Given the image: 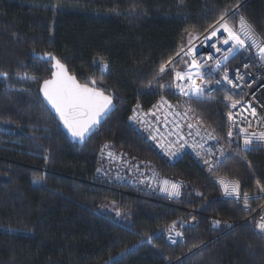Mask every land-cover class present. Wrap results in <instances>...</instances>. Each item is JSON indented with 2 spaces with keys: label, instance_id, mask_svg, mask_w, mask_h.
<instances>
[{
  "label": "trees",
  "instance_id": "obj_1",
  "mask_svg": "<svg viewBox=\"0 0 264 264\" xmlns=\"http://www.w3.org/2000/svg\"><path fill=\"white\" fill-rule=\"evenodd\" d=\"M236 3L0 0V73H8L0 75V264H264V234L254 220L228 231L210 226L213 215L246 217L221 199L216 175L239 179L249 194L259 193L257 180L264 184V150L242 151L227 140L229 94L186 100L224 146L211 172L189 154L170 159L130 122L136 105L148 109L161 96L182 100L169 87L171 75L159 78L161 65L176 57L189 32L204 33ZM240 4L264 31V0ZM45 53L115 98V109L83 144L70 140L42 99L41 84L53 71L52 62L37 57ZM101 57L108 63L103 71L94 62ZM242 60L237 54L229 65ZM105 144L118 156L115 164L102 156ZM138 165L184 182L182 205L198 211L199 224L184 229L183 242L172 246L161 235L182 210L158 201L144 184L107 178ZM111 204L115 212L107 210Z\"/></svg>",
  "mask_w": 264,
  "mask_h": 264
},
{
  "label": "snow or ice",
  "instance_id": "obj_2",
  "mask_svg": "<svg viewBox=\"0 0 264 264\" xmlns=\"http://www.w3.org/2000/svg\"><path fill=\"white\" fill-rule=\"evenodd\" d=\"M234 17L236 18L235 22L230 23ZM210 29L211 30H205L208 33L204 36L205 41L217 39L218 42L222 41L224 45H229V47L224 51V55L219 59H215L212 66L201 63L197 59L195 55L196 49L194 46L189 47L187 51H185L184 46L181 45L179 51L176 53V57L183 62V70L177 68V63L174 62L176 58H170L165 64H162L159 69V78L164 79L165 75H171L172 81L169 87L178 90L183 95H195L197 98H200L205 94V87L197 84L193 78L195 76L203 78V76L208 74L204 71L205 68H208V72H211L213 67L216 70L224 68L225 70L223 71L222 78L217 80L216 83L221 84L222 82H226L228 85L233 87H240V84L236 83V81H240L242 83L247 73H242L239 69H236L234 79L230 78L226 62L229 61L230 58L234 59L235 55L239 54L241 51L251 54L252 50L255 49V56L261 62V66H264V36L257 33L255 27L249 22L248 18L241 13L240 0H237V3L232 7H225V9L220 13L216 24L210 26ZM195 38L198 37H194L191 32L188 33L189 45L192 44V40ZM212 46L216 48L217 52L222 51V49L216 47V45ZM44 56L55 61L53 65L55 71L52 72L51 79L43 80L41 89L43 96L58 113L60 120L68 128L71 134L83 141L90 137L93 131L98 129L102 119H104L110 111L112 107L113 95H106L102 88L96 86L97 81L95 79L90 78L88 83L80 84L75 76L69 75L67 66L52 53H45ZM184 56H188L190 59L184 60ZM208 59L212 60L213 57L209 56ZM94 62L102 71L108 67L107 61H105L102 57ZM249 67V64L243 65L244 69H248ZM0 75L5 78L8 77V73L6 72L0 73ZM31 79L36 80L37 77L33 76ZM183 81H191V83H181ZM150 86L151 85H149V87ZM161 87H163V85H161ZM224 99L229 102V111L227 112V116L229 121H231L227 136L232 137L233 129L238 128L239 133L243 134V145L246 149L249 148L254 141L259 144H264V129L250 131L253 127L252 122L247 121L245 125L246 118L243 116H241V123L237 124L235 118L236 114L233 113L231 109L235 108L239 101H233L231 97L227 96ZM161 102H165L163 96H161ZM250 111L253 116L256 115L255 108H250ZM130 119H137L135 110L134 115L130 117ZM3 122L11 123L10 120H5ZM257 124L264 125V118H260L257 121ZM193 126L194 125L189 124L190 128ZM197 135H199V131H197ZM152 139H156V137L153 136ZM209 139H215V137L209 135ZM160 146L162 148L164 147L163 144ZM104 147L107 148L108 145L105 144ZM193 147L203 148V145L194 144ZM210 151L211 150L209 149V152ZM219 151L221 156L225 155L223 147H221ZM197 154L199 155L200 153L198 152ZM108 155L112 156L113 153L109 152ZM169 155H175V153L169 152ZM204 163L209 166L210 172L213 171L216 166L207 159L204 160ZM217 181L226 197L236 199L237 201L242 199L243 206L246 211L250 208V199L260 198V195L250 197L247 191L242 192L241 182L239 179H229L226 176H218ZM163 184L164 188L162 190L169 192L170 195L179 196L181 194L180 183L164 180ZM256 185L259 194L264 195V184L257 180ZM198 195L202 194L198 193ZM119 214L120 213L117 212V215ZM220 223L221 222L219 220L212 221L214 227ZM176 225L177 221H173L172 225L167 228L169 233L168 238L169 240H172L173 243H176V240L173 239L171 233L174 232L176 237H183L184 235L183 232L176 231ZM255 227L260 230L261 234H264V214H261L259 219L255 222ZM146 237L149 242L153 239L152 234H146Z\"/></svg>",
  "mask_w": 264,
  "mask_h": 264
},
{
  "label": "built area",
  "instance_id": "obj_3",
  "mask_svg": "<svg viewBox=\"0 0 264 264\" xmlns=\"http://www.w3.org/2000/svg\"><path fill=\"white\" fill-rule=\"evenodd\" d=\"M241 6L242 4H240V11ZM235 20L236 18L234 17V22ZM255 30L257 33L264 36V31H258L256 28ZM207 34V32L201 34H193L194 37L198 38L193 39L192 44L189 45L188 43L184 49L185 51H187L189 47L194 46L196 49L195 55L197 59L201 63L212 66L215 59H219L224 55V51L229 47V45H224L222 41L218 42L217 39L205 41L204 36ZM212 45H216V47L221 48L222 51L217 52L216 48ZM239 54L243 56V60L238 65H236V67L229 65V61L232 60L231 58L226 63L230 78L234 79L236 69H239L242 73H247L242 83L240 81H236V83L240 84V87H233L231 85H228L226 82H222L221 84L216 83L217 80H220L222 78L223 71L225 70L224 68L216 70L213 67L211 72H208V68H205L204 71L208 74L203 76V78L199 76L197 77L200 79V81L206 82L205 95L223 90L229 94L233 101H239L236 107L231 109V111L236 114L235 118L237 124L241 123V116H243L246 118L245 125L247 121L252 122L253 127L252 129H250V131L261 130L264 129V125L257 124V121L260 118H264V66H261V62L255 56V49L252 50L251 54L243 51H241ZM209 56L213 57V59L209 60ZM178 59L179 58L176 57L175 60ZM183 59L189 60L190 57L184 56ZM244 64H249L250 67L248 69H244ZM181 83H191V81H183ZM175 91L177 92V94H179L182 100L173 101L171 99H168L167 97H164L165 102H161L160 97V99L148 109H145L141 104L136 105L134 110L137 119H130V122L136 124L139 128L144 130L145 133L148 134V140L153 141L156 148L163 154L167 155L170 159L174 160L180 157L182 154H189L201 161H204L205 159L211 160L215 158L214 161L218 162L219 160H221V158L224 157L221 156L219 151V149L221 147L224 148V146L218 141V139L211 131L207 130L201 124L198 118H195L194 115L190 113V107L186 105L188 104L186 102V99L188 98L187 95L181 94L178 90ZM226 104L228 112L229 102L227 101ZM250 108L256 109L255 116L251 114ZM134 110L132 116L134 115ZM147 118L149 120H147ZM230 123L231 121H229L227 116L226 137L230 145L236 144L242 151H252L254 149L264 150V144H259L255 141L249 148L246 149L243 145V134L239 133L238 128L233 129L232 137H228L227 132L229 131ZM189 124H192L194 126L190 128ZM197 131H199V135H197ZM209 135L215 137V139H209ZM153 136H155L156 139H152ZM161 144L164 145L163 148L160 146ZM194 144H202L203 148H194ZM209 149L211 150L210 152ZM104 152L105 153L102 156L108 159L109 164H115L116 161H119L118 156L112 150H106ZM109 152L113 153V155L109 156L107 154ZM169 152H173L175 153V155H169ZM198 152L200 153L199 155L197 154ZM137 171L139 177L132 176L130 177L131 179H128L126 181L133 182L134 184H144L145 187L149 189H153V187L156 186L157 191L155 192L157 194L158 201H161L183 211L182 215L176 220V231H181L184 234V229L188 227H196L199 224V218L197 216L198 211L196 209L182 205L184 188L183 181L175 180L165 176H158L155 171L147 170L145 168H142L141 166L138 167ZM218 176L224 175H216L213 178V182L219 189L221 199L232 201L235 204L241 206L242 210L246 213V217L241 219H231L221 215H213L211 216L210 220L211 228L214 230L228 231L235 226L241 225L248 219H252L256 222L259 219L260 215L264 214V195H261L259 193L249 194L250 197H256L257 195H260V198L250 199V208L248 211H246L243 206L242 199L240 201H237L236 199L226 197L223 194L222 188L217 181ZM164 180L180 183L181 194L179 196H172L169 192L163 191L162 189L164 188ZM241 189L243 192L242 185ZM213 220H219L221 223L214 227L212 224ZM171 225L172 223H170L165 229H163L161 235L169 245L175 246L183 242L185 240V237L184 235L183 237H176L175 233L173 232L171 233V235L173 239L176 240V243H173L172 240H169V233L167 231V228ZM257 230L260 231L259 229Z\"/></svg>",
  "mask_w": 264,
  "mask_h": 264
},
{
  "label": "rangeland",
  "instance_id": "obj_4",
  "mask_svg": "<svg viewBox=\"0 0 264 264\" xmlns=\"http://www.w3.org/2000/svg\"><path fill=\"white\" fill-rule=\"evenodd\" d=\"M230 23H232V21L230 22ZM216 24V23H215ZM214 24V25H215ZM206 32V31H205ZM188 44V38H187V40H186V44L184 45V48H185V46ZM176 58V57H175ZM178 61H180L181 62V64L180 65H182L183 66V62L180 60V59H178V60H175V62L178 64ZM182 66L181 67H179L178 65H177V68L178 69H181V70H183V68H182ZM193 78H195V81H196V83L197 84H199V85H202V86H206V82L205 81H200V79L197 77V76H195V77H193ZM165 97V96H164ZM187 99H192V98H197L195 95H191V96H188L187 95ZM202 97H205V94L202 96ZM202 97H200V98H202ZM186 99V100H187ZM186 105H188L189 106V104H186ZM190 107V106H189ZM190 113L191 114H193L194 115V117L195 118H197L196 116H195V114L192 112V110H191V108H190ZM147 120H149L148 118H147ZM106 150H111V149H109V148H105V151ZM108 154V153H107ZM215 160V158L214 159H211V160H209V161H211L213 164H215L216 163V161H214ZM204 162V161H203ZM141 165H139L138 167H140ZM138 167H136V168H130V170H128V172H114V171H112V173H113V175H111V176H108L107 178H109L111 181H114V182H125V181H122V180H128V179H131L130 177H132V176H136V177H139V175H138ZM147 170H149V169H147ZM153 171H155L157 174H158V176H163V175H161L159 172H157L156 170H153ZM128 173V174H127ZM108 175V174H107ZM128 177H127V176ZM135 177V178H136ZM166 177V176H165ZM126 183V182H125ZM145 186V185H144ZM151 191H157V188H156V186L155 187H153V189H151ZM117 208H116V206L114 205V204H111V205H109L108 207H107V210H109V211H111V212H115V210H116ZM118 211V210H117ZM116 211V212H117ZM121 217V216H120ZM245 222V221H244ZM243 222V223H244ZM236 227V226H235ZM233 229V228H232ZM231 230V229H230Z\"/></svg>",
  "mask_w": 264,
  "mask_h": 264
},
{
  "label": "water",
  "instance_id": "obj_5",
  "mask_svg": "<svg viewBox=\"0 0 264 264\" xmlns=\"http://www.w3.org/2000/svg\"><path fill=\"white\" fill-rule=\"evenodd\" d=\"M54 55V54H53ZM55 56V55H54ZM37 57H39V58H41L42 60H44V61H50V62H52V68H53V71H55V69H54V67H53V65H54V63H55V61L54 60H50L49 58H47V57H45L44 56V54H38L37 55ZM56 57V56H55ZM57 58V57H56ZM63 63V62H62ZM67 66V65H66ZM67 70H68V73H69V75H72V76H75L76 77V79H77V81L80 83V84H86V83H82L78 78H77V76L76 75H74V74H71L70 73V71H69V69H68V67H67ZM52 71V72H53ZM52 78V74H51V77L50 78H48V79H51ZM42 84H43V82H42ZM42 84H41V87H40V93H41V96H42V99L44 100V102H45V104L48 106V108L55 114V116L57 117V119L59 120V122H60V124H61V127H62V129L65 131V133L67 134V136L70 138V140L73 142V143H77V144H83L88 138H86L85 140H83V141H81L79 138H77V137H74L72 134H71V132L68 130V128L63 124V122L60 120V117H59V115H58V113L55 111V109L52 107V105L46 100V98L43 96V92H42ZM89 86H91V85H89ZM105 92V94L107 95V94H109V93H107L106 91H104ZM115 107H116V101H115V98H114V96H113V101H112V107H111V109H110V111L107 113V115H106V117L104 118V119H102V121H101V123H100V125L104 122V120L112 113V111L115 109ZM100 125L98 126V128L100 127ZM97 130V129H96ZM95 130V131H96ZM95 131H93V133L95 132ZM92 133V134H93ZM91 134V135H92ZM90 135V136H91Z\"/></svg>",
  "mask_w": 264,
  "mask_h": 264
}]
</instances>
